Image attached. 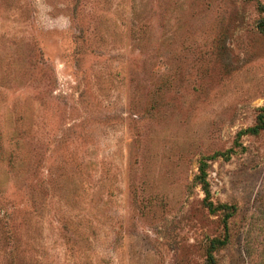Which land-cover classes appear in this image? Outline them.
<instances>
[{
    "label": "rangeland",
    "instance_id": "rangeland-1",
    "mask_svg": "<svg viewBox=\"0 0 264 264\" xmlns=\"http://www.w3.org/2000/svg\"><path fill=\"white\" fill-rule=\"evenodd\" d=\"M44 2L0 0V264H264V0Z\"/></svg>",
    "mask_w": 264,
    "mask_h": 264
},
{
    "label": "clouds",
    "instance_id": "clouds-1",
    "mask_svg": "<svg viewBox=\"0 0 264 264\" xmlns=\"http://www.w3.org/2000/svg\"><path fill=\"white\" fill-rule=\"evenodd\" d=\"M36 7L40 12V22L45 28H58L63 31L71 27L70 17L60 15L53 19L49 16L48 13H50L52 9L44 2V0H36ZM59 7H63V5H59Z\"/></svg>",
    "mask_w": 264,
    "mask_h": 264
},
{
    "label": "trees",
    "instance_id": "trees-1",
    "mask_svg": "<svg viewBox=\"0 0 264 264\" xmlns=\"http://www.w3.org/2000/svg\"><path fill=\"white\" fill-rule=\"evenodd\" d=\"M257 130H258V127H255V128H253V129H251L252 132H257ZM205 190H207L206 185H205ZM207 191H208V190H207ZM222 244H223V243H222ZM211 257H212V256H211ZM211 264H216L215 261H214V258H213V261H211Z\"/></svg>",
    "mask_w": 264,
    "mask_h": 264
}]
</instances>
